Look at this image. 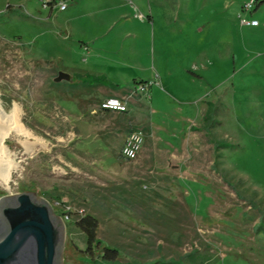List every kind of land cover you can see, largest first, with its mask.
Here are the masks:
<instances>
[{"label": "rangeland", "instance_id": "obj_1", "mask_svg": "<svg viewBox=\"0 0 264 264\" xmlns=\"http://www.w3.org/2000/svg\"><path fill=\"white\" fill-rule=\"evenodd\" d=\"M14 104L29 136L4 145L59 202L63 264H95L84 216L116 264H264V0H0Z\"/></svg>", "mask_w": 264, "mask_h": 264}, {"label": "water", "instance_id": "obj_2", "mask_svg": "<svg viewBox=\"0 0 264 264\" xmlns=\"http://www.w3.org/2000/svg\"><path fill=\"white\" fill-rule=\"evenodd\" d=\"M7 187L9 194L0 190V264H63L62 217L18 175L10 173Z\"/></svg>", "mask_w": 264, "mask_h": 264}, {"label": "bare ground", "instance_id": "obj_3", "mask_svg": "<svg viewBox=\"0 0 264 264\" xmlns=\"http://www.w3.org/2000/svg\"><path fill=\"white\" fill-rule=\"evenodd\" d=\"M19 107L14 104L10 113H5L0 106V181L7 185L9 175L20 168V163L9 158L8 148L4 145L5 136L14 131L18 134L29 136V133L21 126L18 121ZM25 142V141H24ZM26 150L31 151L34 144H25Z\"/></svg>", "mask_w": 264, "mask_h": 264}, {"label": "trees", "instance_id": "obj_4", "mask_svg": "<svg viewBox=\"0 0 264 264\" xmlns=\"http://www.w3.org/2000/svg\"><path fill=\"white\" fill-rule=\"evenodd\" d=\"M53 1L48 2L52 4ZM56 213L57 210L54 209ZM75 225L86 235V249L84 254L95 264H116L118 253L103 244L96 237L97 222L91 216H84L75 221Z\"/></svg>", "mask_w": 264, "mask_h": 264}, {"label": "built area", "instance_id": "obj_5", "mask_svg": "<svg viewBox=\"0 0 264 264\" xmlns=\"http://www.w3.org/2000/svg\"><path fill=\"white\" fill-rule=\"evenodd\" d=\"M55 6L59 10L65 9V4H61L60 2L56 3ZM241 22L246 25H252V26L257 25L258 23L257 21H246L245 19H242ZM100 108L102 110L114 111V112L125 111V105L122 104V102L117 98H109V99L104 100L100 104ZM140 142H141V139L136 133H133L132 135H130L127 138L122 148V151H121L122 155L127 159L134 158L137 154L138 149L140 148ZM51 205L54 209H56L59 206V202L57 201L52 202Z\"/></svg>", "mask_w": 264, "mask_h": 264}, {"label": "crops", "instance_id": "obj_6", "mask_svg": "<svg viewBox=\"0 0 264 264\" xmlns=\"http://www.w3.org/2000/svg\"><path fill=\"white\" fill-rule=\"evenodd\" d=\"M92 51H93V50H92ZM92 51H91V52H92ZM86 69H89V68H86ZM80 74H82V75H81L82 77H86V78H87L89 75L91 76L93 73H89L87 70H85V72L80 73ZM75 76H77V74H76ZM100 77H102V76H101V75H100V76H94V77L92 76L91 79L93 78V79L96 81V80H97L98 78H100ZM111 112H112V111H111Z\"/></svg>", "mask_w": 264, "mask_h": 264}, {"label": "flooded vegetation", "instance_id": "obj_7", "mask_svg": "<svg viewBox=\"0 0 264 264\" xmlns=\"http://www.w3.org/2000/svg\"><path fill=\"white\" fill-rule=\"evenodd\" d=\"M54 209V208H53Z\"/></svg>", "mask_w": 264, "mask_h": 264}]
</instances>
